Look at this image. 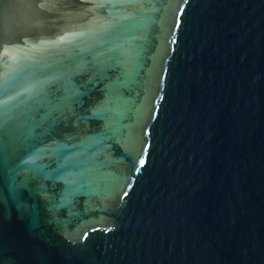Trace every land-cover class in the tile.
Segmentation results:
<instances>
[{"label": "water", "instance_id": "1", "mask_svg": "<svg viewBox=\"0 0 264 264\" xmlns=\"http://www.w3.org/2000/svg\"><path fill=\"white\" fill-rule=\"evenodd\" d=\"M0 264H264V0H0Z\"/></svg>", "mask_w": 264, "mask_h": 264}, {"label": "snow or ice", "instance_id": "2", "mask_svg": "<svg viewBox=\"0 0 264 264\" xmlns=\"http://www.w3.org/2000/svg\"><path fill=\"white\" fill-rule=\"evenodd\" d=\"M141 163H143V161H141Z\"/></svg>", "mask_w": 264, "mask_h": 264}]
</instances>
